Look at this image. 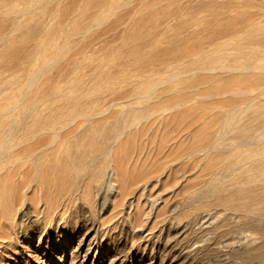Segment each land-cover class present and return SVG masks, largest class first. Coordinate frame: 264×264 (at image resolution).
Segmentation results:
<instances>
[{
    "label": "rangeland",
    "instance_id": "obj_1",
    "mask_svg": "<svg viewBox=\"0 0 264 264\" xmlns=\"http://www.w3.org/2000/svg\"><path fill=\"white\" fill-rule=\"evenodd\" d=\"M63 1L0 0V146L12 121L28 125L10 148L65 111L120 98V114L81 117L50 148L65 166L1 219L0 264H264V206L232 195L264 192V0ZM166 45L181 49L145 61ZM101 142L113 156L96 158Z\"/></svg>",
    "mask_w": 264,
    "mask_h": 264
},
{
    "label": "bare ground",
    "instance_id": "obj_2",
    "mask_svg": "<svg viewBox=\"0 0 264 264\" xmlns=\"http://www.w3.org/2000/svg\"><path fill=\"white\" fill-rule=\"evenodd\" d=\"M63 0H55V2H53L54 5L58 6L62 4ZM66 1V0H65ZM72 1V0H71ZM76 0H74L75 2ZM78 1V0H77ZM101 1V0H99ZM74 2H70L71 4H73V6L75 7ZM80 2V1H79ZM78 2V3H79ZM103 2V0H102ZM63 3L66 5L67 3H65L63 1ZM70 3H68L70 5ZM93 3V2H92ZM96 3V2H95ZM100 3V2H99ZM62 4V5H64ZM95 5V4H94ZM92 5V6H94ZM112 5V4H111ZM71 6V5H70ZM140 6V5H139ZM51 7V6H50ZM49 7V9H50ZM73 7V8H74ZM33 8V7H32ZM71 8V7H70ZM81 8V6H80ZM55 9V8H54ZM30 10V9H29ZM64 10V9H63ZM68 10V9H66ZM65 10V11H66ZM26 11V10H24ZM136 12V11H135ZM90 15V14H89ZM145 15H147L145 13ZM66 16V15H65ZM15 18V15H14ZM44 18V17H43ZM137 18V17H136ZM48 21V20H47ZM15 22V21H14ZM39 30V29H38ZM40 32H45V28L42 27L40 29ZM254 32V31H253ZM252 33V32H251ZM258 33V32H257ZM254 34V33H253ZM256 34V32H255ZM254 34V36H255ZM258 35V34H257ZM256 35V37H257ZM259 37V36H258ZM176 39V38H173ZM237 40V39H236ZM261 40V39H260ZM264 41V40H263ZM262 42V41H261ZM173 43V42H172ZM29 44V43H28ZM172 46V45H171ZM165 50L162 51V56L160 54L157 55H152L149 56L145 59L146 62H150V63H155L156 61H163V57L165 52L166 53H173V52H178L179 49L181 48H176L175 46L173 47H168L167 45L163 47ZM184 49V48H183ZM22 50V49H21ZM195 50V49H193ZM183 51V50H181ZM188 51L187 49H184V52ZM140 53V52H139ZM187 53V52H186ZM175 54V53H174ZM160 55V56H159ZM47 64V63H46ZM250 64V62H249ZM249 66V65H248ZM246 67V69H248L249 67ZM225 69V68H224ZM227 69V68H226ZM242 69V68H241ZM239 69V70H241ZM245 68L243 70H246ZM250 69V68H249ZM253 69V68H252ZM195 71V70H194ZM240 72V71H239ZM237 72V73H239ZM182 74V73H181ZM188 74V73H187ZM180 74H176L174 75L172 78L179 76ZM185 75V74H184ZM213 76V75H212ZM159 86V85H157ZM156 85L153 86L150 90L146 91L145 93H143L142 95L144 96H148L152 93H154V91L156 90ZM158 89V88H157ZM129 94V93H127ZM126 93L123 94L122 96L124 97V95H127ZM165 94V93H164ZM130 95V94H129ZM141 94L139 96H142ZM168 95V94H167ZM136 96V95H135ZM138 96V95H137ZM185 97V96H184ZM159 99V98H158ZM118 100H123V99H112V100H108L106 102H103L101 104V106L95 107L93 109H89L84 110L83 112H75V114H71L68 113V115L66 114V111L64 113L59 114L58 116L53 118H48V119H43L42 121L33 123V124H29L30 128L29 130L27 129L25 131V136L26 140L24 139L23 142H21V144L17 147L14 148H10L9 147V140L12 138V134L15 130L19 129L20 125H28L27 122V118L21 122V124L16 123V121H12L9 122V126L7 127V137L4 140V142L2 143V145L0 146V165L4 166L6 169H4L6 172L3 174H0V198L2 199V201L0 200V224H1V219L8 215L11 212H14V210L16 209L17 205L20 204V202H22V195L28 190V188H31L30 186H32L35 182L36 179H33L34 175H40V173L44 172V173H49V172H59L62 171L63 165H57L55 163H51L50 162V158L55 157L57 160L58 158L62 159V156H66L63 155V151H61L62 156L61 157H57L54 154L51 153L50 148H58L61 143L64 142V140H66V138L74 133V134H80L82 133V131H79L76 128H69L70 125H72V123L76 122L77 120H80L81 117H87V119H93L96 118V122H103L102 120H106L108 118H115L118 117V115L120 114V112L114 111L111 113L110 117L106 116L107 113H109L110 109L112 111V105L117 103ZM171 100V99H170ZM174 103L172 102V104H175V100H173ZM152 103V102H151ZM154 103V101H153ZM152 103V105H153ZM159 104V103H158ZM184 104V103H183ZM182 104V105H183ZM83 105V104H82ZM151 106V104H150ZM149 106V107H150ZM181 106V105H180ZM89 107V106H88ZM68 108V107H67ZM83 108V107H82ZM61 109V108H60ZM88 109V108H87ZM119 110V109H118ZM61 111V110H60ZM73 111V110H72ZM143 111V110H142ZM63 112V111H62ZM124 115L127 116L131 113V111L125 110L123 111ZM60 113V112H59ZM136 113V112H135ZM179 114V113H178ZM123 115V116H124ZM131 115V114H130ZM134 115V114H133ZM136 115V114H135ZM134 115V116H135ZM149 116V115H148ZM258 116V115H257ZM83 119V118H81ZM261 122H264V118L260 120ZM81 123V122H80ZM248 123V122H247ZM76 124V123H75ZM101 124V123H100ZM94 125H91L89 127H87V131L89 130L92 131L94 129L93 127ZM133 127V126H132ZM190 127V126H189ZM193 127V126H191ZM47 133L48 135L42 137L41 134H45ZM241 134V133H240ZM242 135V134H241ZM248 135V134H247ZM246 138V137H245ZM243 138L244 142L245 139ZM242 140V141H243ZM78 141V140H77ZM215 139L213 138V136H210V134H206L205 136H203L202 138H200L198 140V142L195 144L194 147L189 148V150L187 151L188 155L191 154H199L201 151L203 152H207V150L209 148H211L213 146ZM240 142V141H239ZM65 143V142H64ZM241 143V142H240ZM252 143V142H251ZM254 143V142H253ZM102 144V142H101ZM99 145V149L100 153H98L96 155V158L100 157L101 154H109L112 155L113 150H114V145L115 142H111V143H103L102 145ZM234 147V146H233ZM59 150V148H58ZM57 150V151H58ZM60 150H63V148H61ZM59 150V152H60ZM68 149H65L64 151H66ZM55 152V150H54ZM14 153V154H13ZM57 153V152H56ZM55 153V154H56ZM207 154V153H206ZM58 155V154H57ZM72 155V154H71ZM59 156V155H58ZM103 156V155H102ZM113 156V155H112ZM67 157V156H66ZM218 157V156H217ZM237 158V156H236ZM67 159V158H65ZM63 160V159H62ZM68 160V159H67ZM112 160H114V158L112 157ZM223 159L222 158H216L215 162H221ZM233 161V159L231 161H227L226 163H231ZM210 162V161H209ZM235 163V164H234ZM232 166H230L232 169L234 168H238L241 166L242 163H240L239 161H233L232 162ZM254 167L261 169L264 166V158H259L257 160H254V163L252 164ZM203 166V165H202ZM210 166H212L210 164ZM210 168V167H208ZM3 170V171H4ZM235 170V169H234ZM202 172V171H201ZM200 172V173H201ZM242 175V174H241ZM242 176H248L249 177V173H243ZM243 177V178H244ZM242 178V179H243ZM246 178V177H245ZM55 179V178H54ZM204 181V180H203ZM37 183V182H36ZM260 185V184H259ZM258 185V186H259ZM81 186V185H80ZM252 186V185H251ZM206 194V193H205ZM232 194V193H231ZM235 196L236 199L234 204L235 206H240L243 208H247V210H249L251 208V206L255 203V202H259V204H262L264 206V192H258L256 191V189H252V187H247L245 186L244 188H240L237 192H234V194H232ZM29 200V199H28ZM194 201V200H193ZM222 201V200H221ZM219 203V202H218ZM23 204V203H22ZM217 204V203H216ZM21 206V205H20ZM19 206V207H20ZM223 206V205H222ZM18 208V207H17ZM22 208V207H21ZM230 208V207H229ZM217 209V208H216ZM20 210V208H19ZM206 210V209H205ZM227 210V208H226ZM242 211V210H241ZM218 212V211H216ZM243 212V211H242ZM244 213V212H243ZM250 213V212H249ZM263 213V212H262ZM229 214V213H227ZM221 216V215H220ZM233 216V215H232ZM260 218V217H259ZM211 222V221H209ZM7 223V222H6ZM6 223H4V226L6 225ZM3 226V224H1ZM234 227V226H233ZM2 228V227H0ZM230 229V228H229ZM256 229V228H255ZM242 230V229H241ZM245 232V231H244ZM234 233V232H233ZM232 233V234H233ZM232 235H230L231 237ZM228 238V237H227ZM239 239V238H238ZM241 239V238H240ZM239 239V240H240ZM229 240V239H228ZM247 240V239H246ZM236 242V241H235ZM233 242V243H235ZM238 242V241H237ZM240 242V241H239ZM259 244V243H258ZM227 247V246H226ZM238 247V245H237ZM251 248V247H250ZM249 248V249H250ZM243 249V248H242ZM241 249V252H242ZM247 250V248H246ZM247 252V251H246ZM243 253V252H242ZM240 253V254H242ZM247 256V254H245ZM243 256V255H242Z\"/></svg>",
    "mask_w": 264,
    "mask_h": 264
}]
</instances>
